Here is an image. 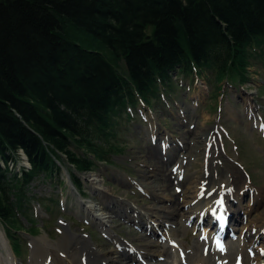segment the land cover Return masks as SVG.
I'll use <instances>...</instances> for the list:
<instances>
[{
    "label": "trees",
    "instance_id": "obj_1",
    "mask_svg": "<svg viewBox=\"0 0 264 264\" xmlns=\"http://www.w3.org/2000/svg\"><path fill=\"white\" fill-rule=\"evenodd\" d=\"M257 60L264 0H0V222L9 240L16 245L17 215H31L29 184L61 183L65 157L79 189L75 173L121 152L115 126L126 109L158 104L172 74L240 87ZM19 151L31 169L16 173L8 164Z\"/></svg>",
    "mask_w": 264,
    "mask_h": 264
},
{
    "label": "rangeland",
    "instance_id": "obj_2",
    "mask_svg": "<svg viewBox=\"0 0 264 264\" xmlns=\"http://www.w3.org/2000/svg\"><path fill=\"white\" fill-rule=\"evenodd\" d=\"M254 63L257 66L251 67L247 82L240 88L237 86L227 87L225 81L217 85L213 81L214 78L208 80L207 76L197 79L193 74V78L189 79L180 74H172L173 89L169 90L168 97L164 92L158 104L155 103L150 110L140 104L134 111L130 109L126 111L131 118L125 114L118 120L115 126L116 144L120 145L121 152L112 154L113 157L107 163L99 164L93 172L77 176L80 185L78 190L73 186L70 189V185H68L69 172L73 171V168L68 166L65 157H62L60 161L62 163L61 183L46 181L43 178H38L30 183L28 197L34 196L36 199H42V205L48 210L33 202L30 205L31 217L29 219L23 216L17 218L20 228L13 241L17 244L15 247L19 246L18 251L16 249L15 251L20 259L15 258L16 264H36L45 257V251L37 242L42 237L47 242L50 241V244H61V247L66 242H75L73 237L77 241L86 240L90 242L94 251L104 254L107 258L115 259L119 257L118 251L116 252L117 247L115 248L116 244L114 246L113 240L106 239L104 232H108L110 238L114 237V234L117 239L121 238L126 242H131L134 247H139L143 243L142 239L153 240L146 237L147 232L144 229L140 230L133 223H128L127 220H131V218L138 220L135 213H129L134 217L129 214L125 216V213L121 212H124L122 206L111 205L113 201H117L119 204L127 202L141 208L159 207L164 204L139 185L141 172L149 169L142 163L149 164L147 156L150 150H154L156 159L162 162L163 172H161L162 175H159V179L150 178L147 182L152 180L153 186L166 188L165 192L168 195H179L181 187L179 186L180 188L177 189L176 183L171 184L170 181L171 174L178 169L181 171L180 180L189 184L197 177H203L205 181L208 177H212L215 184L218 185L221 181H226L229 176V174L227 175L228 171H233L234 178H241L238 184L243 185V189L253 190V196L261 193V199H256V205L252 206L253 200L248 197L243 198L242 203L245 209L251 211L248 220L246 219L249 224L246 225L251 230L249 234L254 233V238L252 235L250 241L255 242L259 233L252 226L254 222L257 223V226L260 223L264 224V136L262 135L264 129L260 128L261 126L264 128V125L259 119L261 116L264 119V63L262 64L259 60ZM197 96H199L196 101L199 102L198 107L194 105ZM205 132L212 133L213 135L209 136L214 138L209 142L200 138L204 136ZM164 137H170L175 141L173 144L176 145L169 146L170 150L175 153L171 152L169 156H172L167 155L168 157L165 158L162 154L163 158L159 159L160 150H162L160 144ZM153 139H156V144L153 143ZM177 143H180V148L177 147ZM16 165L14 171L17 173L23 167V163L21 161ZM172 168L175 169L173 172ZM206 169L212 172L208 171L207 173ZM96 177H99L98 189L104 192L102 194L94 188L90 181ZM238 184L232 189L240 191ZM107 200H110L109 204ZM91 204L99 205L105 209L106 205H109L113 207V212L119 211L118 213L122 214L126 220L119 217L118 213L112 214L108 226L102 232L97 228L100 226L95 220L84 212L83 206ZM104 212L109 213V211ZM174 221L177 225H174L170 237L179 241L178 245L185 254L186 252L193 254L196 249L197 255H201L206 247L204 248L202 244H199L198 247L196 242L198 233L196 234V230H194L196 227V225L194 227V223L197 218H193L190 224L185 221L182 215ZM0 229L9 244L8 229L2 222H0ZM5 230H7L6 233ZM110 230L113 234L109 233ZM26 233H32L33 236H27ZM250 241L246 242L245 239L242 241L243 244L240 243L243 245L241 264H250L252 260L256 259L259 253L257 249L263 245L262 242H255L256 245L252 248L255 257L252 258L249 249ZM36 244V252H33V247ZM75 247L76 245L72 246V248ZM47 250L51 251L53 255L57 252L53 246H49ZM0 251L3 257H6L5 249L1 248ZM215 258L217 257L209 256V264H216ZM226 258L225 261L231 264L235 257L232 254L226 255ZM85 260L86 262L83 264H89V261ZM140 260L142 261V259ZM167 261L168 264H178L173 259H167ZM187 262L185 264H189V259ZM124 263L138 264L128 260ZM77 264L82 263L77 261Z\"/></svg>",
    "mask_w": 264,
    "mask_h": 264
},
{
    "label": "bare ground",
    "instance_id": "obj_3",
    "mask_svg": "<svg viewBox=\"0 0 264 264\" xmlns=\"http://www.w3.org/2000/svg\"><path fill=\"white\" fill-rule=\"evenodd\" d=\"M210 134L213 135L212 133ZM210 134L205 132L204 136H201L200 138H203L205 141L209 142L210 140L214 138V137L213 138L210 137L209 136ZM163 147H165L166 150L169 151L167 142L164 143ZM211 154L214 155L213 153ZM160 158H163L161 154L159 155V159ZM147 159H148L147 162L149 164H146V163H142V164L146 165L147 168L149 169H146L143 172H141V175H140L141 180H139V185L145 190H147L149 193H152L155 196L156 200L159 199L164 204H161L159 207L151 206L147 208H141L137 206L138 207L137 208L135 205L131 203L121 202L119 204L117 201H113L111 205L112 206L114 205L122 206V210H124V212L121 210L120 211L122 213H125V216H127L128 213H135L139 221L143 220L144 218L145 219L144 221H147L144 225L145 227H147V229H145L146 231L148 229L152 230L155 228V226H157L158 230L162 232V236L166 237L164 242L158 241V238L156 239V241L154 240L147 241V239H142L143 243H141V245L138 248L134 249V247H132L131 245L129 246L121 239L116 240L115 238L111 237V239H113L116 244V247L118 249L117 253L119 254L118 259L117 258L115 259V258H110V257L107 258L104 254H100L98 251H94L93 247L90 245V242L86 240L77 241L76 238L73 237V241L75 242H70V243L66 242L65 245L61 247L62 246L61 244H56V245L54 243L50 244V241L47 242L45 238L42 237L38 239L37 242L40 243L46 255L45 257H43L41 261L37 262L36 264H77V261H80V263L83 264V262H86L85 259H87V262L89 261L88 262L89 264H125L124 261H127V260L132 261V258L133 259L136 258L138 261L142 259V262H144L145 264H168L167 259L169 260L173 259V261L176 260V262H178L179 264V262L182 263V260L184 258L186 259V261L189 259L190 261L189 264H209V261H208L209 257L207 256L208 252L207 253L204 252L205 253V254L203 253L204 256L199 255V254L197 255L196 249H195V252L193 254H190L191 252H187L184 255L182 248L180 247V245H178L179 241L176 240L177 243L176 241H172L171 238L169 239V237H167L165 233L171 234L172 229L177 225V223L174 220L181 215L184 216L185 221L187 223H190L193 220V218L196 217L197 221L194 223V227L196 225L195 228H197V222H200L202 218L204 219V217H206L207 219L208 216L211 215V212L214 207L218 208L214 212L215 215L216 214L219 215V213H222V210H224V208L227 205V199H229V197L231 196L230 195L231 193L228 194L229 190L237 186L241 178H234V172L228 171L227 175L229 174V176L228 178L226 177L227 178L226 181L223 180L218 185L215 184L214 179H212V177H208L206 181L205 179H203V177L202 178L197 177V179L195 180L193 179V182L189 184L188 182H184L183 180H180L181 171L178 169L175 171V173L173 172L171 174L172 177H170V181H171V184L176 183L177 189L181 187L180 193L177 196H174V195L172 196V194L168 195L167 192H165L167 191L166 188L165 189L162 187L157 188L158 186L157 187L153 186L151 183L152 180L151 182H147V180L150 178H158L161 172H163L162 170L163 166L161 165L162 162L156 159V153L154 150L149 151ZM207 167H208V164H207ZM208 171L210 170H207V173ZM211 172L212 171H210V173ZM90 181L93 184L94 188L97 191H99V193L101 194L104 193L103 191L101 192L98 189V185L100 182L99 177L92 178ZM243 188L244 186L242 185L238 189L243 190ZM261 195L258 194L257 199L260 200ZM117 200L120 201V199H117ZM109 202L110 200H107L108 204ZM106 206H107L106 209L96 204L95 205L91 204L89 206L87 205L83 206L84 212L87 213L89 217H92L95 220V222L101 227V229H104V230L108 226L107 224L110 222V219L112 218L111 217L112 214L114 215L115 213L119 212V211L113 212V207L109 205H106ZM104 211H109V213L107 212L105 213ZM238 212L241 213L244 211L241 210ZM245 212L243 215H246ZM215 215H212V217L215 218ZM233 218L235 219L234 216ZM132 220L135 222L137 219L135 220L132 219ZM252 227L257 229L258 230L257 232L259 233V236L255 242L257 241L262 242L263 245L261 246V248L257 249L259 252L257 255L258 257L252 260L250 264H264V258H262L261 256V254L264 252V224L260 223V225L257 226V223L254 222ZM244 229L247 230V233L251 232V230L248 229L247 225H244L241 228V230H244ZM202 236L208 239L209 238L208 231L205 230ZM196 242H197L198 247L201 242L204 243V241H201L200 239L199 241L197 240ZM255 242L250 241L251 248H254V246L256 245ZM71 245L72 246L76 245V247L72 248ZM49 246H53L56 248L57 252H55V255H53L51 251L47 250ZM240 246L241 245H238L237 250L233 253L236 259L235 261L232 262V264H240V260L238 256V255H241L242 253L241 252L242 248L240 249ZM35 247L37 248V244L33 247V252L34 251L36 252ZM1 248L5 249L6 257H3L0 251V264H15V260H14L15 257L13 258V255H11L10 246L6 242L5 234L0 229V249ZM226 250H227V247L225 249V252ZM216 264H227V263H224L223 259L218 260L217 258Z\"/></svg>",
    "mask_w": 264,
    "mask_h": 264
},
{
    "label": "water",
    "instance_id": "obj_4",
    "mask_svg": "<svg viewBox=\"0 0 264 264\" xmlns=\"http://www.w3.org/2000/svg\"><path fill=\"white\" fill-rule=\"evenodd\" d=\"M23 160L26 161V156H24Z\"/></svg>",
    "mask_w": 264,
    "mask_h": 264
}]
</instances>
